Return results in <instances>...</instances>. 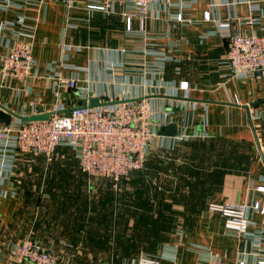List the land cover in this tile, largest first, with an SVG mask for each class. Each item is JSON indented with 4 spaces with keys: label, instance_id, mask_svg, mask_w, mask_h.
I'll return each mask as SVG.
<instances>
[{
    "label": "crops",
    "instance_id": "0c3cea01",
    "mask_svg": "<svg viewBox=\"0 0 264 264\" xmlns=\"http://www.w3.org/2000/svg\"><path fill=\"white\" fill-rule=\"evenodd\" d=\"M85 4L0 0V29L22 19L32 29L34 60L24 80L0 77V123L17 129V117L72 109L93 97L102 103L146 99L157 136L144 170L129 177L152 189L151 216L181 221L150 258L160 264H206L209 253H217L255 264V254L264 248V214L252 208L264 207V193L257 191L264 186V78L232 76L227 41L214 21H228L231 34L262 36L264 0H159L143 28L136 19L130 31L120 7L104 14ZM6 50L0 36V56ZM58 78L74 79L78 88H62L55 97ZM182 82L188 84L183 91ZM168 125L177 136L160 135ZM0 160L4 168L14 164L12 173H0V264H13L10 249L27 238L32 220H38L39 243L46 250H57L60 236L72 237L73 245L82 202L64 189L89 179L76 151L62 146L50 159L7 151ZM223 203L246 205L255 225L243 235L226 230L224 219L207 211L209 204ZM93 220L98 225L88 233L109 227L110 211Z\"/></svg>",
    "mask_w": 264,
    "mask_h": 264
},
{
    "label": "built area",
    "instance_id": "2783aa9c",
    "mask_svg": "<svg viewBox=\"0 0 264 264\" xmlns=\"http://www.w3.org/2000/svg\"><path fill=\"white\" fill-rule=\"evenodd\" d=\"M159 0H86L85 7L92 12L108 14L114 6L123 11L126 30L130 31L134 20L143 22ZM74 0H66L71 7ZM181 21V15H176ZM205 21H210L207 14ZM252 23L253 21H249ZM216 31L227 41L226 62L233 77H252L260 69L264 78V35L231 34L228 21H214ZM19 27V29H15ZM0 36L7 41V50L0 56L2 79L24 80L32 71V29L26 28L22 19L17 24L4 23ZM11 36V38H9ZM187 82L179 85L186 90ZM76 90L74 79L58 78L55 97L60 89ZM88 106V101H86ZM20 121V120H18ZM154 111L146 99L123 100L111 105L94 108L77 106L67 114L54 112L46 121L22 123L17 129L0 123V154L13 153L43 154L49 159L59 147L76 151L79 169L89 179H105L118 183L127 179L132 172L145 166L151 143L156 138ZM0 160V173L13 172V162L4 168ZM264 193V186L257 188ZM252 208L264 214V207L254 203ZM247 206L242 204H209L210 214L224 219V228L238 235L245 234L255 225L246 215ZM264 225V219L261 221ZM13 264H64L38 241L29 237L16 243L9 252ZM134 264H160L156 259L140 257ZM206 264H245L230 261L217 253H209ZM255 264H264V248L255 254Z\"/></svg>",
    "mask_w": 264,
    "mask_h": 264
},
{
    "label": "rangeland",
    "instance_id": "374dc122",
    "mask_svg": "<svg viewBox=\"0 0 264 264\" xmlns=\"http://www.w3.org/2000/svg\"><path fill=\"white\" fill-rule=\"evenodd\" d=\"M99 180L102 179L84 178L77 189H64L70 195L78 196L82 202L78 207L80 231L78 236L73 237V245L69 244L72 237L60 236L57 250L51 253L64 264H119L125 260L135 261L140 257L156 255L158 248L170 238L172 230L181 221L159 219L160 213L159 218L151 216L150 187L140 182L132 183L130 177L126 187H122L120 181ZM161 207L165 211V205L160 206V210ZM106 211H110V226L95 228L88 233L89 226L97 223L93 218L106 214ZM37 226L38 220L29 222L27 237L41 242Z\"/></svg>",
    "mask_w": 264,
    "mask_h": 264
},
{
    "label": "water",
    "instance_id": "95a60500",
    "mask_svg": "<svg viewBox=\"0 0 264 264\" xmlns=\"http://www.w3.org/2000/svg\"><path fill=\"white\" fill-rule=\"evenodd\" d=\"M254 75L262 76L261 70L259 68L256 69ZM111 104H114V103H102L100 98L93 97V98H90L88 100V106L86 104V101H84L82 107L94 108V107L101 106V105H111ZM245 109L247 110L248 108L245 107ZM72 110H73V108L72 109L63 110V111H58L57 113L58 114L69 113ZM53 114L54 113H51V112L50 113H39V114H36V115L25 116V117H17V118L22 123L40 122V121H46ZM4 123L9 124V120H5ZM160 135L161 136H165V137H175V136H177V132L175 130V126H173V125L166 126L164 131ZM256 142H257V140H256Z\"/></svg>",
    "mask_w": 264,
    "mask_h": 264
}]
</instances>
